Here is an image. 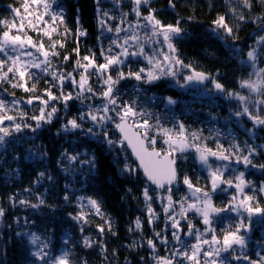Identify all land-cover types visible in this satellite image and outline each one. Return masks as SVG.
Listing matches in <instances>:
<instances>
[{
	"label": "trees",
	"instance_id": "1",
	"mask_svg": "<svg viewBox=\"0 0 264 264\" xmlns=\"http://www.w3.org/2000/svg\"><path fill=\"white\" fill-rule=\"evenodd\" d=\"M24 2L25 0H0V20H7L9 23L15 20L19 23V17L15 16L13 10L20 8L21 14L27 16L21 7ZM48 2L52 12L62 11L65 21L64 24L57 21L59 30L52 36V40L64 45L54 49L59 55L50 57L52 67L47 73L30 69L34 75L28 81V87L31 88L34 83V91L13 87L12 84L17 82L15 79L12 84L7 81L0 83V100L5 103V109H0V117H15L12 121L5 120L0 124V127H6L10 131V135L0 143V208L4 209L3 216H0V264H45L44 260L34 255L41 250L50 257H58L67 251L69 264H158L159 257L172 259L173 253L177 251L176 243L173 246L166 245L156 233L161 235L168 225L170 229L166 237L173 238L176 228L167 219V215L170 216L173 210L167 213L165 207L169 195L174 203L179 189L172 187L158 191L151 187L124 144L109 145L92 137H85L93 121L87 116L85 109L88 107L83 102H99L103 97L101 93L105 91L104 86L94 81L92 76L88 75L86 86L91 87V92L84 91L79 98H72L66 104L63 99L49 100L45 106L43 101L48 100L46 90L57 97L61 93L67 95L69 92H80L78 86L69 80L63 81L62 87L56 86L59 82L53 80L51 73L72 72L76 80H79L83 72L76 68L79 55L99 51L95 4L108 7L114 17L119 12L117 7H124L135 13L134 9L138 7L141 18L151 13L161 25L178 24L182 31L171 40L176 53L170 52L168 42L163 41L162 47L169 56H175L185 65H191L190 68H181L174 64L173 70L177 71V76L173 80H170V75L164 76L148 89L149 93L157 94L160 99L168 96L188 99L192 94L178 88V83L184 82L186 70L187 74L193 71L210 74L212 80L224 86L223 91L215 89L223 95H229L230 92L244 93L241 82L249 81L255 76L247 53L254 48L257 66L264 67V43H257L264 36V0H251V8L245 7L243 0H148V3H141L139 6L135 5L134 0ZM29 11L42 13L44 9L42 6L31 5ZM241 15L245 17L244 20L239 19ZM219 16L225 17V22L233 29L231 34L213 23ZM45 19L51 23L48 16ZM65 27L70 30L67 34ZM78 28L86 30L87 35H78ZM3 30L4 26L0 24V32ZM28 35L36 42L42 38L46 48L51 43L47 37H41L32 30H28ZM77 48L79 54L74 51ZM27 50L39 56L35 49ZM8 54L13 53L9 51ZM65 56L69 59L64 60ZM4 58V54L0 53V59ZM9 78L12 79V74ZM211 85L209 82L206 87ZM193 97L202 102L203 115L217 113L219 126L236 135L243 156L249 155V148L256 149L250 156L252 163L249 165L243 164L242 160L238 162L237 158L231 156L229 160L210 158L207 168H197L192 164L189 152L178 154L180 186L184 185L182 177L185 174L192 185L211 193L215 208L225 209L211 216L210 231H205L209 226L203 223L201 217H196V214H192L193 221L196 228L201 229L204 234L217 237L218 248L222 246L226 232L235 230L242 221L247 225L240 231L245 236L246 245L243 249L234 245L226 253L233 257L235 264H251L252 261L264 264L261 260L264 258V215L253 214L249 217L243 211L236 213L231 210L235 197L244 199L246 196L254 198L250 202L252 208L264 209V192L260 191L264 183V167H260L264 165V125L251 128L252 122L246 120L249 128H243L239 123L221 121V117L232 114L231 110H242L243 104L235 100H227L220 95H215L212 100L197 95ZM29 99H32L31 104L28 103ZM41 108L45 112L56 108L57 112L50 122L40 121V127L37 128V121L32 117L39 116ZM84 113L87 119L81 121L79 117ZM255 113L252 112L253 115ZM258 115L264 118L262 108ZM71 119H77L81 127H69L65 131L62 126ZM15 124L21 125L20 131H15ZM250 129L253 130L252 134L249 133ZM107 134L114 141H120L113 124H109ZM219 139L207 135L201 138V142L214 146ZM72 156L77 159L71 160ZM93 157L94 166L90 163ZM125 164L135 171H126ZM211 169L213 172L219 170L222 174L223 180L220 182L223 185L220 191L212 192ZM40 173L44 175L41 177ZM198 173L202 177H198ZM240 173L244 174L245 181L242 192L234 188L240 183L236 179ZM145 188L150 200H146L144 196ZM89 198L97 200L100 214L89 204ZM41 200L44 203L41 204ZM149 206L155 214L152 223L148 222ZM78 216L81 218L75 219ZM137 218L141 221L140 229L135 228ZM106 222L111 223V231ZM181 225L188 228L184 223ZM101 227L103 232L100 231ZM86 238L91 242V247L86 246ZM148 240L153 241L154 249L149 246ZM133 243L135 247H129ZM245 256L248 257L247 260L244 259Z\"/></svg>",
	"mask_w": 264,
	"mask_h": 264
},
{
	"label": "snow or ice",
	"instance_id": "2",
	"mask_svg": "<svg viewBox=\"0 0 264 264\" xmlns=\"http://www.w3.org/2000/svg\"><path fill=\"white\" fill-rule=\"evenodd\" d=\"M55 2V0H53ZM97 3H99V0H97ZM135 5L139 6L141 3H148V0H134ZM243 4L247 8L252 7L251 0H243ZM31 5H37L42 6L44 11L42 13H34L30 12L29 9ZM24 13H27V16L21 14V9L16 8L14 9V14L16 17H19V23H17L15 20L13 22L9 23L7 20H0V24L4 26V29L2 32H0V53L4 54V59H0V83H3L7 81L8 83L12 84V80H17L16 83L12 84L13 87H19L23 88L24 91H34L36 85L33 83L31 88L28 87V81L33 79V73L30 71V69H39L41 72L47 73L49 72V69L52 67L51 59L52 56H58L59 52L54 51V49L59 47H63L64 45L60 43L59 41L52 40L53 33L58 32V25L57 21H59V24H64V15L61 12L56 13L51 11V4H49L48 0H25V2L21 5ZM136 11V15L140 16V12L138 7L134 9ZM233 12H235V9H233ZM107 12H103V16H107ZM45 16H48L50 18L51 23L49 20L45 19ZM28 17H31L30 19ZM146 21L151 25L153 29V34H156L157 29H159V34L163 36V40L165 42H168V48L171 53L175 54L176 49L172 45L171 40L173 36L181 33L182 29L178 26L174 25H161V22L156 19V17L149 13L146 17H144ZM240 20H244L245 17L241 15L239 17ZM26 21V23H25ZM35 21V22H33ZM123 23V21H121ZM77 23L79 24V18H77ZM106 23V21L101 20V25L103 26ZM217 27L223 28L228 34H231L233 29L227 25L225 22L224 16H219L214 22ZM147 26V25H146ZM132 27V26H130ZM13 30H15V34H13ZM28 30H32L34 32H37L40 34L41 37H47L51 43L48 45V47H45V43L42 38H39V42H36L33 40V37L28 35ZM70 30L65 27V34H67ZM108 31H112L111 28L108 29ZM117 33L121 31V28L117 27L115 29ZM78 35L85 36L87 35V31L78 28L77 29ZM130 39L134 42H138V37L136 35H133L130 37ZM115 43V41L113 42ZM257 43H264V36L260 37ZM129 41L126 39L124 41V44L120 45L121 53L120 55H111V56H105V63L97 65L94 58H90L89 56H84L82 59L86 63H82L81 60L76 61V68L82 69L83 72L80 74L79 80H76V78L73 76L72 72L67 73H57L52 72L51 75L53 77L54 81H58L59 83L56 85L58 87H62L63 81L69 80L73 84H76L78 88L80 89V92L77 93V98L80 97V95L84 92H91V87H86L88 84V73L89 69H93L95 72L104 75L108 69L114 65H121L125 63V60L122 59V57H129V56H136V55H142L143 54V48H140L139 52H129L128 48L125 47V45H128ZM27 49H35V53H38L39 56L34 54L32 51H29ZM9 51H11L13 54L9 55ZM74 51L79 54V49H74ZM103 54V53H102ZM27 57V59H25ZM42 57V59L40 58ZM247 57L249 61H251L254 65V62L256 60V50L253 48L247 53ZM69 57L65 56L64 60H68ZM164 61L168 62L167 64L162 65L159 60L155 61L153 64V59L148 58L149 64H153V68L157 71H154L150 69L146 76H145V70L141 68L139 71L132 72L129 71L127 73L120 71L117 74L116 79H113L111 75H107L106 79L103 80V84L106 86V90L101 93V95L107 99V103L103 106L102 109H97V113L103 112V115H97L93 114L92 112H89L87 116L91 119V121L94 122V127L96 125L103 126L105 122L112 121V117L107 115L108 112L111 110L115 112V115L119 118V123L115 124V127L122 133V138L120 141H113L110 138H108L107 132L103 133V139L106 143L109 145H113L115 143L123 144L124 142H127V145L132 148L133 153L139 160V166L143 168V171L145 175L147 176V179L159 187L163 188L165 183L171 184L177 176L176 171V160L173 158V153L176 152H184L186 148L189 147H196V151L200 154L199 159L207 163L209 156H218L222 160H229L230 157L227 155H223V153H217L213 152L211 149H201L199 146L194 144H189L187 142V137L185 136V128L183 124L179 125V130L173 132V130L161 128L158 124L155 126L159 132H162V134L166 137L165 143L168 145V148L170 149L167 152L163 153V159H161L162 153L156 151L154 145L156 144V139L149 136L148 132L150 129H152L154 126L149 124L148 120H143L142 123H138L136 121V117L143 115V113H137L135 110L134 104L132 105H123L121 106V111L117 112L115 108L110 109L109 105H116L117 100L115 99V93L114 88L115 85L120 82V80L127 79V78H134L137 81L144 80L145 83L151 84L152 82L158 80L163 75H171L173 77L177 76V71L173 70V64L179 65L181 68H190L191 65H185L182 60L176 58L175 56H164ZM75 71V69H74ZM260 73H264V69L260 70ZM260 73H257V75H260ZM10 74H12V79L9 78ZM211 79L210 74L204 73V72H195L191 75L184 77V83L187 84L192 81L203 83L205 80ZM214 86L216 89L223 91L224 86L220 84L219 82H216L213 80ZM260 85H264V80L258 81L256 83L252 81H242L241 87H247L253 92H259L260 91ZM183 87V85H181ZM118 91V90H116ZM46 95L48 96V100H44L43 103L45 106L48 105L49 100H56V99H63L65 104L67 101L71 100L73 98V94L69 92L67 95H64L61 93V96L57 97L54 96L53 93L50 90H46ZM229 96H236L237 99L240 101H246V97L240 96L238 93L230 92ZM36 99H39V97H35ZM169 104L176 103L175 100H173L171 97L167 98ZM13 103H16V101H13ZM28 103H32V99L28 100ZM258 104H264V100L257 101ZM0 109H5V103L3 100H0ZM57 112L56 108H52L50 112H45L44 108L40 109V115L34 116L32 119L37 121V128L40 127V121H46L50 122L52 119V116ZM237 117L241 115H247L249 119L253 122L254 126H260L264 125V118H262L259 115H253L249 108L245 105L242 109V111H238L235 113ZM15 117L13 116H2L0 117V124H3V121L8 120L12 121ZM81 121L85 119V115L81 114L79 117ZM133 120L132 124H129V120ZM15 131H20L21 125L15 124ZM65 131L69 130V127L71 129H78L81 127V124L77 122V119H71L67 122V124L62 126ZM35 130V129H34ZM143 130V131H142ZM87 132L89 134L97 135V133L93 132V128L87 129ZM0 133H3V135H0V143H3L5 140V137L10 135V131L6 127H0ZM192 139L196 140L198 137L195 133H192ZM149 147H151V151L149 150ZM237 149H239V145H235ZM256 151L254 148H249L248 152L249 155L238 157L237 161L240 162L242 160L243 164L249 165L251 164L250 156ZM71 160H76V156L70 157ZM94 160L93 157L92 161L90 163H93L94 166ZM260 167H264V165H261ZM125 170L129 173L134 172L135 169L130 168L127 164H125ZM217 172L212 173V189L216 190L218 187V181L221 179L220 175H218ZM44 173H40V176L42 177ZM244 174L240 173L236 179L240 182L236 185V188L238 191H243V186L245 184V181L243 179ZM184 184L188 185V187L191 189L192 183L189 180L188 177L184 178ZM225 183L231 184L232 181H224ZM196 192H200V189H196ZM260 191L264 192V187L260 189ZM204 200H203V207H198L196 204H189V209H194L197 213L202 214L203 216V222L205 225L209 226L205 229V231L211 230V220H210V214L211 213H218L222 212L225 209H218L215 208L211 203V197L209 193L204 192ZM144 196L146 200H150L151 197L148 196V190L145 188L144 190ZM67 200V197H65ZM253 197L246 196L244 200H241L239 202L238 207L243 208L244 211L248 213V216L251 217L253 214H262L264 215V209H261L259 207L252 208L250 206V202L253 200ZM169 200V207L165 209L167 212L169 208L172 207V198L171 195L168 196ZM21 203H25V201H21ZM40 203H44L43 200L40 201ZM89 204H91L93 207L96 208L97 214H100L99 209V203L95 199L89 198ZM39 205H32V207H38ZM182 213L184 211L183 206L181 208ZM232 211H237L236 207H233L231 209ZM149 223H152L154 213L151 207L149 206ZM4 209L0 208V216H3ZM81 217H75V219H80ZM169 219H172V217H169ZM108 225L109 231H111V223L106 222ZM173 228L179 227V224L177 221L173 220ZM142 227L141 221L139 218L136 219L135 222V228L140 229ZM247 225H245L242 221L240 224H238L233 231H227L223 238V244L220 248H215L211 252L205 253L206 256H219L221 251H228V249L233 248L234 245L240 246L241 249H243L246 245L245 236L240 234V231L242 228H246ZM100 231L103 232V227L100 228ZM131 231V229H130ZM192 226L189 224V232L191 233ZM157 237L160 236V233H156ZM173 238L179 240V237L173 233ZM200 237L197 236V240H199ZM34 242V241H33ZM166 242V241H165ZM149 246H151L153 249L155 248V244L152 240H148L147 242ZM202 243L207 244L209 241L204 240ZM212 243L216 244L219 243L217 240V237L215 235L212 236ZM86 246L91 247V242H89L86 238ZM129 247H135V243L132 245H129ZM201 251L200 245H193L191 246V254H189L188 251H180L177 250L173 253L172 259L159 257L158 258V264H173V260L176 257H183L186 260L193 261L194 264H199V253ZM35 256L39 257L41 260L45 261V264H69L68 260V252L64 251L62 254L58 257H50L47 252L37 251L34 253ZM240 257H237L239 259ZM244 259H248L247 256L244 257ZM262 261H264V258H261ZM86 264V262H84ZM207 264V262H206ZM211 264H217V261L213 259L211 261ZM251 264H260L258 261H252Z\"/></svg>",
	"mask_w": 264,
	"mask_h": 264
},
{
	"label": "built area",
	"instance_id": "3",
	"mask_svg": "<svg viewBox=\"0 0 264 264\" xmlns=\"http://www.w3.org/2000/svg\"><path fill=\"white\" fill-rule=\"evenodd\" d=\"M103 12L107 11L104 10L100 13H94V16L96 18H99L100 16H103ZM121 21H123V23ZM117 27L121 28V31L119 33L115 31ZM157 33L158 32L156 31V34L154 35L152 27L135 16L132 12H120L114 20L113 30L111 31V33L109 35H104L100 38H97L99 51L92 52L91 54H80L78 60H81L82 63H86L82 58L84 56H89L90 58L95 59L97 65L103 64L106 62L105 56H111L113 54L120 55L118 50L122 51L120 45L124 44V41L126 39L129 41V44L125 45V47L128 48L129 52H139L141 47L143 48V50H145L149 47L150 37L156 36ZM133 35H136L139 38L138 42H134L130 39V37ZM105 41H107V44L109 45L113 44V46L110 48H106ZM114 41L115 43H113ZM137 58L139 59L138 55L122 57V59L125 60V63L110 67L104 75L95 72L93 69H89L88 74H90L96 81H99L103 84V80L106 79L107 75H111L113 79H116L117 74L120 71H123L125 73L129 71L136 72L143 68L145 70V76L150 69L157 71L153 68V64H149V61L139 59L140 62H138ZM158 81L159 79L152 82L151 84H148L145 83L144 80L137 81L134 78L120 80V82L116 84L114 88L117 104L109 105V108H115V110L119 112L121 111V106L134 104L136 112L143 113V115L137 116V119L139 118L141 123L143 122V120L147 119L149 124L154 126L149 130L148 134L150 137L155 138L156 140L166 139L162 132H159L155 127L157 124L161 128L170 129L173 130V132L178 131L179 125L183 124L187 141H189L192 133H195L196 136L199 137L200 135H204L205 131L212 137H223L225 140L232 139L233 136L230 133L224 131L222 128H219L212 122L209 117L202 114L204 107L202 106V102L199 99H190L183 107L175 110L169 108L165 104H161V102L155 97V95L147 93L148 87L156 84ZM106 103L107 99L103 97L99 102L87 104V107L89 109H95L93 111L94 114L103 115L104 113L102 111L97 113L96 110L102 109ZM207 112L208 111H206V113ZM129 121L133 122V120L131 119ZM98 127H101V125H99ZM94 128L101 134L100 128L96 129V126ZM217 143V146H208L207 144L194 145L199 146L202 150L205 148L211 149L213 152L223 153V155H227L229 157H243L241 153L242 148L237 141H234L233 146H231V142ZM235 145H239V149H237ZM197 236L200 237L199 240H197ZM203 240L204 238L202 237V235H200L196 231H193L189 237L185 238V246L188 247L187 249L189 250V254H191V246L197 245L198 242L200 244ZM184 260L187 262L189 261L186 259ZM189 262L192 263L193 261ZM199 264H204V262H201ZM221 264H229V262L227 260H223Z\"/></svg>",
	"mask_w": 264,
	"mask_h": 264
},
{
	"label": "rangeland",
	"instance_id": "4",
	"mask_svg": "<svg viewBox=\"0 0 264 264\" xmlns=\"http://www.w3.org/2000/svg\"><path fill=\"white\" fill-rule=\"evenodd\" d=\"M165 55H168V52L163 47V50H161V49L159 50L158 57L155 56V55L154 56L151 55V57H152L153 61L159 60L162 63V65H164V64H167L168 63V62H165L164 59H163ZM250 64H251V66L255 70V76L250 81L256 83L258 81L264 80V73H260V70L261 69H264V67L263 68H259L257 66V57H256V60L254 62V65H253V63L251 61H250ZM185 73H186L185 76H188V75H191L192 74L191 72L189 74H187V70L185 71ZM257 73H260V75H257ZM173 79H174V77L170 75V80H173ZM178 84H179L178 85V88L181 91L189 92V93H192L193 95H197V96H201V97H208L211 100L214 98L215 95H220V96H222V98H225L227 100H231L232 99V100H235L238 103L240 102V103L243 104V107L246 105L249 108V111L251 113L255 111L256 112L255 115H258V114L261 113V108H262V110H264V104H258L257 103V101L264 100V85H260V91L259 92H253L249 88L243 87L244 93H241L239 95L240 96H244L247 99H246V101H243L242 102L239 99H237L236 96H229V95H226V94L223 95V93H221L219 91H215L216 88L214 86V83H212V85L210 87H206L205 85H201L199 82H195V81L189 82L187 84H185L184 82L183 83H178ZM181 85H183V87H181ZM171 98L173 100H175V101H179V97L178 96L177 97H171ZM167 103H168V100H167ZM243 107H242V109H243ZM240 111H242V110H240ZM230 112L232 114H228L225 117H221V121H223L225 123H230L232 121V122H235L236 124L239 123L238 125L242 126L243 128H249L247 126L246 120H249V121H251V120L249 119V117L247 115H241V116L237 117L235 115L236 111L231 110ZM252 124H253V122H252ZM255 127L256 126H254V124H253V127H251V128H255ZM252 132H253V130L250 129V132L249 133L252 134ZM164 146H165V148H163L164 150H166V151H169L170 150L168 148V145L167 144H164ZM186 150H187V148L185 149V151ZM185 151L182 152V153H186ZM176 153L179 154L181 152H176ZM209 164H210V162H209V160H207V163L202 162L201 166H203L204 168H207L209 166ZM209 172L211 173V184H212V173H213L212 169ZM217 174L220 175V177H221L220 180H223L222 179V174H220L219 172ZM236 185L234 186V188H236ZM192 186L193 187L190 189L188 187V185H186V187L184 189V200L178 201V202L176 200H174V203H172V207L169 208V210L167 211V213H168V212H170V211L173 210V212L171 213L170 216L167 215V219H169V217H172V219H170L172 221V224H173V220H175V221L178 222V224L180 226V227H177L176 228V232H175V234L179 237V240L175 239V241H176L175 242L174 241V238L169 239L168 237H166L168 235L167 234V231L170 229V226L168 227V225L165 226L164 231L160 235L162 241L165 242V239H166V242H165L166 245L167 244H170V246H173L176 243V245H177L176 250L188 251V252H189V250L187 249L188 247L185 246V241L183 239H180L182 236H184V232L186 230L185 227H183L181 225V224H183L182 222H185V220H186L185 219L186 218L185 217L186 216V213L189 212V213H191V215L192 214H196V217H198V218L201 217V220L202 221L204 219L203 216H202V214L197 213L194 209H189L188 208V205L189 204H196L198 207H203V200H204L203 193L204 192L209 193V195L211 197V193L208 192L207 190L200 189V188H198V187H196L194 185H192ZM221 186H222L221 184L220 185L218 184V187L216 188V190H213L212 189V192L220 191V187ZM262 186L264 187V183H263ZM227 188H230V187L228 186ZM196 189H200L201 191L200 192H196L195 191ZM241 200H244V199H242L240 197H238V198L235 197L234 198V200H233L232 203H233V207H236L237 208V211H235V212L236 213H239V212L241 213V211H243L244 214H248L246 211H244L243 208H239L238 207L239 202ZM211 203H212V201H211ZM168 206H169V200L167 202V205H166L165 209L168 208ZM182 206H183V209H184L183 213H182V210H181ZM219 213H221V212H219ZM213 214H216V213H211L210 214V220H211V216ZM259 215L261 216V214H259ZM197 244H199V242ZM208 252H210V251H208ZM164 258H165V256H164ZM175 259H174L175 260L174 263L178 264V263H180L182 257H176ZM238 264H240V262H238Z\"/></svg>",
	"mask_w": 264,
	"mask_h": 264
},
{
	"label": "water",
	"instance_id": "5",
	"mask_svg": "<svg viewBox=\"0 0 264 264\" xmlns=\"http://www.w3.org/2000/svg\"><path fill=\"white\" fill-rule=\"evenodd\" d=\"M209 81H210V79H209V80H205L202 84H206V83L209 82ZM128 123H129V122H128ZM129 124H130V123H129ZM117 132H118V135H119V137H120V139H121V138H122V133H120L119 130H117ZM124 144H125L126 149L130 152L133 161L136 162V164H137L139 170H140L141 173L143 174V177H144V179L147 181V183H149L151 186H153L154 188H156V189H158V190H161V191L165 190L166 188H170L171 186H173V185L175 184V182H176V180H177V176H176V179H175L170 185L167 184V183H165V185H164L163 188H161V187H159L158 185H156L155 183L149 181V180L147 179V176L145 175V173H144V171H143V168H141V167L139 166V160L137 159V157H136L135 154L133 153L132 148L129 147V146L127 145V142H124ZM149 150L151 151V148H150V147H149ZM156 151H158V150L156 149ZM158 152H159V151H158ZM161 159H163V155L161 156ZM175 167H176V171H177V166H176V164H175ZM177 173H178V171H177Z\"/></svg>",
	"mask_w": 264,
	"mask_h": 264
},
{
	"label": "bare ground",
	"instance_id": "6",
	"mask_svg": "<svg viewBox=\"0 0 264 264\" xmlns=\"http://www.w3.org/2000/svg\"><path fill=\"white\" fill-rule=\"evenodd\" d=\"M212 81H213V80H212V78H211L209 82L213 83ZM209 82H207L206 84H208ZM201 84H202V83H201ZM206 84H202V85H205V86H206ZM84 115H85V118L87 119V116H86L85 113H84ZM90 128H93V132H94V133H97V135L89 134L88 132H86V134H85V137H86V138H89V139H90V137H92V138H94L95 140H97V141H99V142H101V143H106L105 140L103 139V135L100 134L99 132H97V130H95V128L93 127L92 124H90ZM108 138H110V137H108ZM110 139L113 140L112 138H110ZM113 141H114V140H113ZM107 144H108V143H107ZM135 163H136V162H135ZM177 171H178V168H177Z\"/></svg>",
	"mask_w": 264,
	"mask_h": 264
},
{
	"label": "flooded vegetation",
	"instance_id": "7",
	"mask_svg": "<svg viewBox=\"0 0 264 264\" xmlns=\"http://www.w3.org/2000/svg\"><path fill=\"white\" fill-rule=\"evenodd\" d=\"M176 260V259H175ZM174 261V260H173ZM177 261V260H176ZM176 264V263H175Z\"/></svg>",
	"mask_w": 264,
	"mask_h": 264
}]
</instances>
